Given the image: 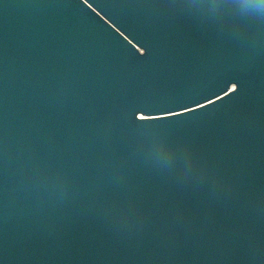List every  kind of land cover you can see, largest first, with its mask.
<instances>
[{
    "label": "water",
    "instance_id": "water-1",
    "mask_svg": "<svg viewBox=\"0 0 264 264\" xmlns=\"http://www.w3.org/2000/svg\"><path fill=\"white\" fill-rule=\"evenodd\" d=\"M0 264H264V0H0Z\"/></svg>",
    "mask_w": 264,
    "mask_h": 264
}]
</instances>
